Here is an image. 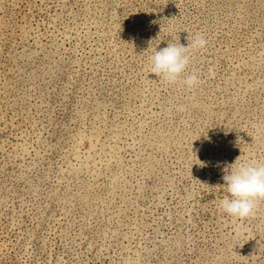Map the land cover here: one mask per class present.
I'll list each match as a JSON object with an SVG mask.
<instances>
[{"label": "rangeland", "instance_id": "rangeland-1", "mask_svg": "<svg viewBox=\"0 0 264 264\" xmlns=\"http://www.w3.org/2000/svg\"><path fill=\"white\" fill-rule=\"evenodd\" d=\"M197 33L198 85L147 70ZM238 157L264 163V0H0V264H264V202L219 207Z\"/></svg>", "mask_w": 264, "mask_h": 264}, {"label": "clouds", "instance_id": "clouds-1", "mask_svg": "<svg viewBox=\"0 0 264 264\" xmlns=\"http://www.w3.org/2000/svg\"><path fill=\"white\" fill-rule=\"evenodd\" d=\"M187 41V46L169 42L167 47L155 50L149 58L147 70L169 84L180 82L188 88L198 85V70L193 69L190 73L188 71L191 63L190 53L203 50L208 41L199 33L194 37H187ZM208 72L210 76H215L214 68H209ZM242 142V138L237 137L236 143ZM238 161L240 157L231 164L223 162L221 179L224 183L218 187L225 189L228 195L219 201V207L230 217L248 219L255 217L259 204L264 202V163L255 159L241 163Z\"/></svg>", "mask_w": 264, "mask_h": 264}]
</instances>
